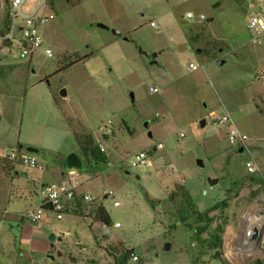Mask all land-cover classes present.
<instances>
[{"label": "rangeland", "instance_id": "rangeland-1", "mask_svg": "<svg viewBox=\"0 0 264 264\" xmlns=\"http://www.w3.org/2000/svg\"><path fill=\"white\" fill-rule=\"evenodd\" d=\"M37 1L26 0L22 10ZM214 1L219 6H209ZM256 11L264 16V0H43L38 14L53 19L38 33L50 57L21 60L14 46L0 42V159L18 145L22 153L34 148L29 142L43 167H15L21 201L8 200L9 175L0 167V264L256 259L244 257L251 227H264V33L252 41L246 29ZM186 12L195 17L185 19ZM179 42L189 49L177 51ZM224 114L229 123H218ZM230 126L247 136L248 153L227 145ZM157 143L162 148L151 150ZM98 145L104 160L96 163L90 153ZM138 152H147L149 166H130ZM71 153L82 163L72 169L77 189L92 201L74 217L52 220L54 231L41 229L45 240L53 235L48 253L16 256L17 213L38 206L39 182L55 177ZM105 190L119 206L103 198Z\"/></svg>", "mask_w": 264, "mask_h": 264}, {"label": "built area", "instance_id": "built-area-1", "mask_svg": "<svg viewBox=\"0 0 264 264\" xmlns=\"http://www.w3.org/2000/svg\"><path fill=\"white\" fill-rule=\"evenodd\" d=\"M26 0H0V42L7 44L9 47L14 46L17 58L27 60L34 55H41L43 57H50L52 54L51 49L43 42L38 33V26L46 23L48 20L53 19L52 14L40 15L39 9L43 6V0H38L27 12L22 10V5ZM185 19L191 20L195 17L190 12H186ZM198 21H205L206 18L202 14L196 16ZM154 26L153 22L149 23ZM246 29L253 35L252 41H258L261 34L264 33V16L260 13H253L249 16L246 23ZM193 69V65H189ZM149 92H154L156 89L149 88ZM220 124L229 123L227 115H222L217 119ZM108 122L106 126H108ZM182 137V134H179ZM227 145L233 148H239L248 153L247 150V136L239 132L234 126H230L225 133ZM99 151H103V147L98 145ZM162 145L157 143L151 150L161 149ZM4 160L10 165H20L35 170H42L43 167L39 164L31 154L27 152H20L19 150H12L5 154ZM149 166L147 159V152H138L130 161L131 167L136 166ZM246 172L252 173L255 166L252 162L248 161L245 164ZM79 181L75 177L73 170H66L65 178L61 181L45 184L41 187L42 199L40 204L32 209L26 210L19 215L21 220H28L30 222H39L42 217L47 214L52 220L59 221L73 211L78 210L76 196V189L79 186ZM104 197L111 199L113 207L120 205L119 201L114 199L111 190L104 191ZM81 202L90 203L92 198L88 195H81L79 197ZM258 217L257 219H259ZM264 220V216H261ZM257 221V220H256ZM112 227L118 228L120 224L114 222ZM255 233V237H252ZM249 242L251 250L245 254V258L249 256H257L253 261L258 260L264 264V227L263 224L260 228L253 226L250 231ZM258 245V246H256ZM136 259V257H134Z\"/></svg>", "mask_w": 264, "mask_h": 264}, {"label": "crops", "instance_id": "crops-1", "mask_svg": "<svg viewBox=\"0 0 264 264\" xmlns=\"http://www.w3.org/2000/svg\"><path fill=\"white\" fill-rule=\"evenodd\" d=\"M246 1H250V0H246ZM210 5L215 8V7L219 6V2H217V1H214V2H211V3L209 2V6ZM247 6H250V4L247 5ZM253 13H258V11L251 12L250 15L253 14ZM208 19L210 21L213 20L212 17H208ZM182 43L183 42H179V44H182ZM239 46L242 47L243 45H239ZM235 48L237 49L238 47L235 46ZM218 50L221 51L220 49H218ZM46 94H47L46 95V101L51 103L54 107L56 106L58 108V106L55 104V102L53 100L54 99L53 94L51 92L50 93L47 92ZM64 121H65V118H64ZM65 123H66V121H65ZM24 143H26V145L33 146L34 148L38 147V146H34L33 144H29V142H24ZM21 147H22L21 145H18L17 146V150L20 149ZM16 166L17 165L10 166L4 160L3 157L0 159V167L2 169H5L7 171V173H8V175H9L8 184H10V186H9V189L6 188V193H7L6 196L8 197V200L12 199L13 201H21L22 199L25 200V195L22 193V191L19 188V186H15V184H14V182L18 179V177H20L19 171L16 170V168H15ZM65 173H66V169H65V167L63 165L62 169L57 170L55 172V177H52L50 180H47V181L39 182L40 187H42L45 184L52 183L56 179H57L56 181H58L59 179L61 181V179L64 178ZM1 174L2 173H0V175ZM1 176L3 177V175H1ZM23 176H24V174H23ZM40 190H41V188H40ZM32 193H33L34 196H36L35 190H34V192L32 190ZM30 194L31 193H28V195H30ZM81 195L82 194L79 193V191L77 189L76 196L78 198V201H77L78 210L80 208H83V206H84L83 202H81L79 200V197ZM103 198H105L104 195H103ZM41 199H42V196H41ZM41 199H40V202H41ZM40 202H39V204H40ZM35 205H36V203H35ZM20 213L21 212L17 213V218H16V221H15V224H16V227H17L16 228V233L14 235H12V247H13L14 254L16 256L21 257V258L25 257L24 259L32 260V257H31L32 253H37V254H39V253H42V254L48 253L51 250V248H53V246L51 245V242L48 241V239L47 240L44 239L43 232L41 231V229L42 228H46V229L49 228V229H52L54 231L57 228V226H56L57 224H54L52 222V219L50 218V216L45 214L42 217V219L39 222H36L34 224L35 226L32 227L31 225H28L27 222L22 221L19 218V214ZM69 214L70 213L66 214V216L69 215ZM70 215L73 216L72 214H70ZM0 254H2V250H0ZM235 254L238 255L237 258H241V254L240 253H235L234 252V255ZM227 255H229V254H227ZM237 258H235V259H237Z\"/></svg>", "mask_w": 264, "mask_h": 264}, {"label": "water", "instance_id": "water-1", "mask_svg": "<svg viewBox=\"0 0 264 264\" xmlns=\"http://www.w3.org/2000/svg\"><path fill=\"white\" fill-rule=\"evenodd\" d=\"M111 34L114 35V36H119L120 33L119 31L117 30H111ZM185 49H189V45L188 44H178L176 46V50L177 51H182V50H185ZM197 53H199L200 51L199 50H196ZM59 95L60 96H64L65 95V92L64 90H60L59 92ZM129 98L130 100H132V94L130 93L129 94ZM143 127L146 128L147 127V124L144 123L143 124ZM147 136L150 138L151 137V134L150 132H147ZM25 152L29 153V154H33V153H36V149L34 148H31V147H25ZM242 150L241 149H238V152H241ZM197 165L199 167H202V164L200 161H197ZM64 167L66 170H80L82 168V163H81V160L73 153L71 154H68L65 159H64ZM252 237H255V233H253ZM48 241H52L53 240V235L50 234L48 236ZM163 250H167L168 249V243H165L162 247Z\"/></svg>", "mask_w": 264, "mask_h": 264}, {"label": "trees", "instance_id": "trees-1", "mask_svg": "<svg viewBox=\"0 0 264 264\" xmlns=\"http://www.w3.org/2000/svg\"><path fill=\"white\" fill-rule=\"evenodd\" d=\"M209 22H210V20H208ZM54 100V99H53ZM55 102V101H54ZM91 154V156H92V158L95 160V162L96 163H98V161H103L104 160V158L101 156V154L99 153V149L97 150V152L95 153V152H92V153H90ZM103 224L105 225V226H108L109 225V220L106 218V219H104L103 220ZM248 264H262L260 261H258V260H255V261H252V262H250V263H248Z\"/></svg>", "mask_w": 264, "mask_h": 264}, {"label": "bare ground", "instance_id": "bare-ground-1", "mask_svg": "<svg viewBox=\"0 0 264 264\" xmlns=\"http://www.w3.org/2000/svg\"><path fill=\"white\" fill-rule=\"evenodd\" d=\"M253 227H251V229H252ZM248 241H249V238H248Z\"/></svg>", "mask_w": 264, "mask_h": 264}]
</instances>
